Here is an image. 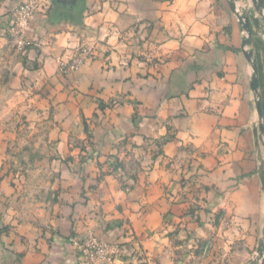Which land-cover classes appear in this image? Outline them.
I'll return each instance as SVG.
<instances>
[{
    "label": "crops",
    "instance_id": "0c3cea01",
    "mask_svg": "<svg viewBox=\"0 0 264 264\" xmlns=\"http://www.w3.org/2000/svg\"><path fill=\"white\" fill-rule=\"evenodd\" d=\"M40 2L10 82L52 114L51 204L0 221V264H79L90 231L119 264H264V16L251 46L238 16L253 0Z\"/></svg>",
    "mask_w": 264,
    "mask_h": 264
},
{
    "label": "rangeland",
    "instance_id": "374dc122",
    "mask_svg": "<svg viewBox=\"0 0 264 264\" xmlns=\"http://www.w3.org/2000/svg\"><path fill=\"white\" fill-rule=\"evenodd\" d=\"M7 1L0 0V221L5 220L6 215L12 214L14 217L20 214L25 215L23 211L21 212L23 205L30 206L38 202H42L44 206L51 204L52 196L46 195L45 191L49 184L47 183L49 173L52 172L53 175L55 172L49 159L57 155L55 145L52 144V146L49 141L52 137L48 130L50 124L44 125V122L51 119L52 114L43 116L42 112L36 111L35 104H31L28 100V105L24 104L18 95L19 92H16L21 89V86L10 82L17 62L22 63L25 58L32 61L25 49L35 45L36 40L30 37V31L40 11L41 2L40 0H12L15 3L10 4ZM31 2L35 16L22 36L18 33L16 12L18 8ZM21 41L24 43L21 44ZM81 51L87 54L84 50ZM29 68L35 69L33 64H29ZM263 76L261 75V80ZM28 84L27 88L25 84V88L20 91L23 93L30 89L32 93L36 91L35 84ZM14 93L15 98H13ZM262 100L264 104V90ZM78 166L82 168L84 164L80 163ZM7 206H13V211L7 210ZM27 210L28 213L33 212L32 208ZM45 216L47 217L46 213H44ZM2 230L3 228L0 227V232ZM88 236L98 237L93 231L86 235ZM86 237L80 238V241ZM99 239L108 244L112 251L110 255L94 264H119V260L124 259L122 245ZM76 247L80 264L84 257L81 256L79 244L76 243ZM255 256H258V252L253 257ZM257 260L260 259L257 257Z\"/></svg>",
    "mask_w": 264,
    "mask_h": 264
},
{
    "label": "built area",
    "instance_id": "2783aa9c",
    "mask_svg": "<svg viewBox=\"0 0 264 264\" xmlns=\"http://www.w3.org/2000/svg\"><path fill=\"white\" fill-rule=\"evenodd\" d=\"M33 4L27 3L17 9L18 18V33L22 36L25 30L29 28L35 14L33 10ZM24 41H21V44ZM85 55L82 51H78L70 63L61 62V71L64 73L71 72L72 70L79 69L83 65ZM79 244L81 256L84 257L80 264H94L98 260L110 255L112 248L95 236H88L85 239L77 242Z\"/></svg>",
    "mask_w": 264,
    "mask_h": 264
},
{
    "label": "water",
    "instance_id": "95a60500",
    "mask_svg": "<svg viewBox=\"0 0 264 264\" xmlns=\"http://www.w3.org/2000/svg\"><path fill=\"white\" fill-rule=\"evenodd\" d=\"M253 3L255 6V10H250L249 13H247V12L243 13V14L238 13L239 18L243 22L245 29L248 33V36L246 38L245 43L248 44L249 46H251V44H252L251 20H253L256 23V25L259 27L260 22H259L258 17L256 16V12H259L260 15L264 16V12H263L264 1L263 0H253ZM231 5H232L233 10H236L235 2H232ZM248 55L252 59L253 70H254L253 71L252 86H253V89L259 94L258 65H257V61L254 59L253 49L249 50ZM257 107H258L260 118H263L264 111H263L262 101L260 98L257 99ZM259 129L261 130V132H264V124L263 123L260 124ZM258 258H260V260L262 258H264V241L261 243V245L259 247Z\"/></svg>",
    "mask_w": 264,
    "mask_h": 264
},
{
    "label": "bare ground",
    "instance_id": "6f19581e",
    "mask_svg": "<svg viewBox=\"0 0 264 264\" xmlns=\"http://www.w3.org/2000/svg\"><path fill=\"white\" fill-rule=\"evenodd\" d=\"M260 259V258H259Z\"/></svg>",
    "mask_w": 264,
    "mask_h": 264
}]
</instances>
